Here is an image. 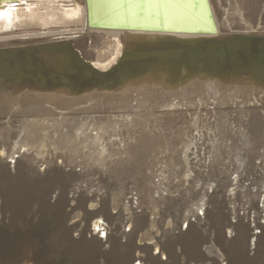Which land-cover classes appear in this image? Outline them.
Returning a JSON list of instances; mask_svg holds the SVG:
<instances>
[{
	"label": "bare ground",
	"instance_id": "1",
	"mask_svg": "<svg viewBox=\"0 0 264 264\" xmlns=\"http://www.w3.org/2000/svg\"><path fill=\"white\" fill-rule=\"evenodd\" d=\"M20 1L30 2L24 6L11 7L6 4L4 8H0L2 44L26 39L70 37L86 59L98 68L106 69L119 54V38L149 35L142 32L87 28L83 0ZM209 2L218 35L235 30L244 34L264 35V0ZM252 29L255 31H251ZM84 33L91 36L86 37ZM99 41L100 44L91 52L90 49ZM196 79L187 81L182 86L179 76L168 86V82L162 80L143 81L140 84L136 80L131 82H135V85L130 86L139 84L143 91L137 95L135 102L132 101L133 105H130L131 102L120 101L119 106L110 108L109 100L120 95L110 91L103 95L108 99L106 104H77L71 117L65 121H55V117L44 116L43 111L34 108L19 111L20 115L13 113L21 98L7 92L5 101H0V119H10L4 129L0 128V264H30V261L31 264H264V226L251 218L250 222L260 228L259 234L254 235V228L243 221L249 219L248 210L259 213L261 208H258V202L251 201L258 193L253 194L256 196L254 199L248 200V206L245 207L247 213L238 215L236 212V215V208L227 206L235 197L227 195L226 192L231 182H240L237 177L221 183L217 181L214 187L216 189L211 185L203 188L207 185L206 179H200L204 181L201 184L192 182L194 179L189 180L188 177L193 175L191 176V166L187 158L190 140H186V132L175 135L174 140L170 138L171 141L167 142L166 136L169 133L160 131L164 122H156V117H144L142 120L124 117L110 119L106 113L108 116L84 118L89 113L102 115L108 107L109 110L117 109L120 113H127L125 111L133 108L152 110L156 105L171 108L164 111V117H160L165 122H171L172 118L168 114L176 113L174 110L178 111L177 106L183 107L193 100L196 116L189 125L197 132L201 106L211 104L210 99L222 105L232 96L248 97L251 93L252 97L256 94L259 98L263 94L262 90H256L255 86H252L245 91L238 90L240 93H234V90L229 95L226 93L230 88H220L208 82L198 83ZM250 80L255 81L257 86L261 81L254 74ZM149 89H153L150 94ZM217 94L221 97L217 98ZM86 98L96 101L90 94ZM241 101L243 102V99ZM239 109L240 112L236 110L232 117L236 128L228 129L227 135L230 138L227 135L223 138L224 143L228 141L225 148L230 151L231 157L235 156L241 166L251 164L255 159L264 163V159H260L252 150L250 154L253 155H237L239 150L245 149V143L239 140L235 142L232 137L253 139L263 127L264 110L253 114L245 107ZM186 112L187 108L184 113ZM210 112L214 113L213 110ZM149 113L153 114L152 111ZM21 115L32 119L23 120ZM221 118L222 116L215 125L213 121L214 135H218L222 128L226 130L220 124ZM151 121L154 122L151 126L155 131L149 129L148 123ZM135 125L145 129L134 133L135 136L130 142L116 144L109 140L111 136L124 135L125 131H121V127ZM93 131L95 132L92 133ZM50 133L53 134L50 136ZM169 136L172 137V133ZM247 142L250 146L251 141ZM178 144L180 147L174 149ZM263 149L260 153L264 152ZM172 150L173 154H169ZM218 151L216 152L219 153ZM162 153L166 155V160L160 169L161 172L164 173L168 167H174L180 159L182 166L169 177L181 175L183 179L180 182L187 185L191 183V187L184 183V187L177 190L176 195H171L170 190L172 189V193L176 192L173 189H177L179 184L173 183L172 180H163L162 175L157 173L151 175L156 169L147 161H158L160 157H164ZM115 155L122 156L110 159ZM206 159L207 164H210V159ZM225 177H228V173ZM250 182L252 186L256 179L253 178ZM260 184L258 186H261ZM193 185L196 188L189 194L187 190L192 189ZM91 187L95 189L92 190ZM248 191L245 190L249 195ZM187 196L191 199L205 196L206 199H202V203L195 202V207L188 212L185 199ZM46 197L50 200H46ZM94 199L95 204H91ZM258 201L264 205L263 199L261 201L259 198ZM204 205V213L196 212ZM78 210L81 211L79 220L69 223ZM173 213L177 220L174 221V218L172 223L166 221ZM154 214L159 215L158 221L163 225H160L162 229L160 228L156 237H152L148 230L149 227L155 230L157 228L158 221L150 217ZM230 215L232 219H236L235 222L229 220ZM191 216L194 222L187 221L183 232L181 226ZM97 217L106 221V232L99 229L102 225L101 219L93 221ZM129 223V230H124ZM224 228L230 230L224 231ZM230 231L234 232L233 235ZM101 232L102 237L98 236ZM183 233L186 236H183ZM228 234L229 237L226 236ZM251 236L256 239L253 248V244H248ZM248 251L253 252L252 257L247 255Z\"/></svg>",
	"mask_w": 264,
	"mask_h": 264
},
{
	"label": "water",
	"instance_id": "2",
	"mask_svg": "<svg viewBox=\"0 0 264 264\" xmlns=\"http://www.w3.org/2000/svg\"><path fill=\"white\" fill-rule=\"evenodd\" d=\"M83 1L87 28L149 35L119 38V54L106 69L86 59L70 37L0 43V101H5L7 92L21 98L13 113L34 108L65 121L77 104H106V92L120 93L108 102L115 108L120 101L135 102L143 81L162 80L168 86L177 76L181 86L197 78L198 83L225 89L233 85L234 90L245 91L255 86L264 96V35L237 30L218 35L209 0ZM27 2L0 0V8ZM253 74L261 80L258 86L250 80ZM136 80L139 84L131 87ZM89 94L96 101L86 98ZM9 122L4 117L0 125L5 128ZM255 242V236L249 237L252 248Z\"/></svg>",
	"mask_w": 264,
	"mask_h": 264
},
{
	"label": "rangeland",
	"instance_id": "3",
	"mask_svg": "<svg viewBox=\"0 0 264 264\" xmlns=\"http://www.w3.org/2000/svg\"><path fill=\"white\" fill-rule=\"evenodd\" d=\"M88 33H90V32H88ZM84 35L86 37L89 36L86 33H84ZM100 42L101 41H99L96 44V46H94L92 49H90V51L91 52L94 51L95 50V47H97L100 44ZM232 91H234L233 85H232V88L229 89V92L230 93ZM234 93H240V91L236 90V91H234ZM226 94H228V92ZM249 94H250V96L248 95V97L246 95H240L241 98L243 99V102L241 101V98L229 97V98H227L226 103H224L222 105L213 102L211 99L209 100V102H211V104H207V105L206 104H202V106H201L202 109L200 110L201 112H199L198 119H197V125H198V127H197L198 131L197 132L193 131L191 129L190 125H189L190 122H192V120L196 116V107L194 106V103H192L193 100L192 101H189L190 103L187 102V104L185 106H183V107H180V105L177 106L178 111L174 110V112H176V113H173V112L169 113L168 112L169 113L168 115H170L171 118L173 119V121L171 119V122L170 121L169 122H165L164 119H161L160 118V117H164V115H166L165 112L168 111V110H171V108H167V107H156V105H154V107L152 108V110H149V108L144 109V110H140V109L133 108V109H130L129 111H125L127 113H123V112L120 113L119 112L120 110H117V109H115V110L113 109L114 111L113 110H109L111 107L110 108L108 107L107 110L105 111V113H103L102 115H101V113H98V114L97 113H92L91 115L89 113L86 117L84 116V118L85 119H89L91 116H97V115H100V116H108L109 115L110 116V119H112V118L121 119L122 117H124V118H139L140 120H142V119H145L146 117H147L146 119H151V118L156 117V122H160V121H163L164 122L160 131L165 132V133H169V135H170V133H172V137H170L169 135L166 136L167 142H170L171 141L170 138H172L174 140V136L175 135L177 136V135H180V134L186 132V137H187L186 140L187 141L190 140V142H189V146L190 147L187 150V155H188L187 158L189 160V165L191 166V168H189L192 171L191 172V176L193 175L192 177H188L189 180L190 179H194V181H192V182H194L196 184V181H197V183H200L201 184L204 181H200V179H206L207 181H205V183H207V185L203 186V188H206L208 185L209 186L211 185L212 188H214L215 185H216V183H218L217 181H219V183H221V182H225L228 179L229 180H232V179H234V177H237V179L240 182H237L235 184H234V182L233 183L231 182V184H230L231 186H228L227 187V192H226L227 195H233L235 197L232 202H230L229 204H227V206L229 208H231V206L234 207V209L236 208L235 209V213L236 212L239 213V214L236 213V215L237 214L238 215H243L244 213H247V211L245 210V207L248 206L247 205L248 204V200H250V198L251 199H254L256 197V196H253L254 193H258V196H257L258 199L256 197L254 200H251L252 202H254L256 200L259 203V201H258L259 198H260L261 201H262V199L264 201V198H263L264 197V187H263V185H264V168H262L264 166V163L263 162H259L258 159H255L254 162L251 161L253 163H251V164L248 163L247 165L241 166L240 163L238 162V160H235V156L232 155L233 157H231L230 151L228 152L226 150L225 146H226V144H228L227 143L228 141H225V143H224L223 138H224V136L227 135L228 129H235L236 128L234 126V124L232 123V121H233L232 120V117L235 115L236 110L240 112V109L239 108H244L245 107L247 109H250V112L253 113V114H255L254 112H260V111L264 110V96L262 98L261 97L257 98L256 97L257 96L256 94L253 97H252L251 93H249ZM216 97L217 98H220L221 95L220 94H217ZM254 98H255V100H254ZM186 101H184V102H186ZM182 102H183V100H182ZM203 102L205 103V101H203ZM131 104L133 105L134 103L131 102L130 105ZM170 105H172V103ZM214 107H215V109L217 108L219 110L216 109L217 110L216 111L214 109ZM185 108L188 109V112H186V113H184ZM189 110H194V112L193 111H189ZM211 110H213L214 113L213 112H212V114H211V112L209 113V111H211ZM117 111H118V113H117ZM138 111H141V113L138 112ZM143 111H144V113H143ZM149 111L150 112L152 111L153 114L150 115ZM162 111L163 112L165 111V112L162 113ZM106 113H108V115ZM110 114H112V115H110ZM221 116H222V118L220 120L221 121L220 124H222V126L225 127L226 130H224V128H222V131L220 130L221 132H219L218 135H214L213 134V132H214V130H213L214 129V125H215L216 122H218V120H219V118ZM73 117L76 118L77 116L76 115H73ZM243 119H245V117ZM2 121H3V119H0V122H2ZM213 121H214V125H213ZM153 124H154L153 121H151V122L148 123L149 129H154L153 126H151ZM262 125H263V127L261 126L262 129L259 130V132L257 131L256 136L253 137V139H251V140L250 139L248 140V139H246L244 137H241L239 139V138H236V137L232 136L235 142L239 140V141H242L243 144L245 143L244 144L245 149L244 150H239L237 152V155H244V153L246 155L247 154L248 155H253V154H250V150H252L254 153L256 152V154L259 155V158L260 159H264V152L263 153H260L261 150L264 148V119L262 121ZM0 128H4V125H0ZM144 129L145 128L142 127V126H140V125H135L134 127H128V128L121 127L120 130L121 131L122 130L125 131V133H123L124 135H121L120 137L119 136H111V137H109V140L111 142H113V141L116 142V144L117 143H119V144L128 143V142H130L132 140V137L135 136L134 133L142 132V130H144ZM49 131H51V130L49 129ZM154 131H155V129H154ZM94 132L95 131H93L92 133H94ZM206 133H209L210 135H206ZM52 134L53 133H50L49 135L51 136ZM131 134H134V135H131ZM227 137L230 138V136H228V135H227ZM243 139H244V141H243ZM247 141H251V145L250 146L248 145L249 143ZM178 147H180L179 144L176 145V146H174V149H176ZM217 147H219V148H217ZM252 147H253V149H251ZM218 149H219V151H218ZM173 151L174 150H172L169 154H173ZM216 151H218L219 153H217ZM231 153H233V152H231ZM258 153H260V154H258ZM156 155H158V153H156ZM162 155H164V153H162ZM120 156H122V155L111 156L110 159H115V158L120 157ZM148 157H150V155H148ZM148 157H146V159H148ZM207 157L210 159V164L209 163L207 164V162H208V160L206 159ZM165 160H166V155H164V157H160V159H158V161H147V162H149V164L152 163V166L156 169L154 172H152V174H151L152 176H153L154 173H157V174L162 175L161 179H163V180H166V179L167 180H172L173 183L175 182V183H178L179 184V186H180V187L178 186L179 188L177 187V189L176 188L173 189L176 192L173 191L174 193H172V191H171L172 189L170 190V194L171 195H176L178 193L177 190H181L184 187L183 184L185 182L184 183L183 182H180V180L183 179V176L178 175V174L174 178L173 177L170 178L169 176H172L171 173H174L177 169H180L179 167L182 166L181 165V160L179 159V161L176 163V165L174 167H171V168L168 167V169H166L164 171V173H163V172H161L160 169L163 168V166H164L163 164H164V161ZM257 163H259L258 166H256V165L254 166V164H257ZM232 168H234V169H232ZM227 173H228V177H225ZM246 173H248V174H246ZM253 178L256 179V182H254L255 184H253L251 186L250 185L251 184L250 180L253 179ZM259 178H260V180H259ZM219 179H221V180H219ZM259 184L261 186H258ZM170 185H171V183H170ZM185 185L188 186V187H191V183H189L188 185H187V183H185ZM74 186H72L73 187L72 188L73 190H74ZM195 188L196 187L193 185L192 189L190 188V190H187V191L189 192V194H192L193 193V190ZM91 189L94 190L95 187H91ZM214 189H216V188H214ZM245 190L246 191L249 190L248 191L249 195L247 194V192H245ZM209 191L211 192V189H209ZM163 193H165V192L163 191ZM238 194H240V195L238 196ZM252 196H253V198H252ZM127 197H129V196H127ZM218 198H219V196H217V199ZM237 198H239V199H237ZM45 199L46 200H50L49 197H46ZM185 199L187 201L186 206H187V209H188V212H189V211H191L195 207V205H196V204H194L195 202L196 203H202L201 202L202 199H206V197L205 196H198V197H194L193 199H191V198H188V196H187V197H185ZM188 200L190 201V203H189ZM256 201H255V203H257ZM95 202H96V200L94 199L90 203L91 204L92 203L95 204ZM258 203H257L258 208H261V209H259V213L254 212L252 209L251 210H248L247 217L249 219L246 218V219L243 220L245 224H249V226L251 228H254L253 229V232H257L258 230H260V228L255 227L254 226V222H250V220H252L251 218H253V220H256V222L259 223L260 225H263L264 226V209H263L264 208V205H262L261 203H259V204ZM215 205H217V204H215ZM227 206H226V208H228ZM205 207H206V205H204L203 207L197 209L196 212H198L200 214L201 213H204V208ZM114 212H115V210H114ZM75 215H77V216H75ZM75 215H74L75 217L73 216L72 219L69 221V223L78 221L79 218H80V215H81V211H79V210L76 211L75 212ZM173 215H175V213H173L171 215L172 216V219H171V216H170V217H168L166 219V221H169L171 223L174 222V221H176L177 220V218H176L177 216L175 215L176 216L175 217ZM150 217L153 218V219H155L156 221H158V219H159L158 218L159 217L158 214H154V215H152ZM231 217L232 216L230 215L229 216V220L230 221L232 220ZM174 218H175V220L173 221ZM98 219H101L100 224H102V225H100L99 229L101 231H103V232H106V229H105V227L107 226L106 223H105L106 221L102 220V217H97L93 221H96ZM188 219L186 220V222H183V224L181 226L183 232L185 231L187 221H191V222L193 221L194 222V218L192 216L189 217ZM248 222H250V223H248ZM158 223H160V222L158 221L157 224ZM252 223H253V225H252ZM157 224H156V227H157L156 230L153 229V228H151V227L148 228V230H150L149 232L151 233V236L152 237H156L158 235V232H160V230L162 229L161 227L163 225L161 223L159 225H157ZM129 225H130V223L127 224L124 227V230L128 231L129 230V227H130ZM160 225H161V227H160ZM227 229H229V228H227ZM225 230H226V228H224V231ZM72 234L74 235V233H72ZM98 236L102 237V232L99 233ZM183 236H186V234L183 233ZM249 252H251V254H249ZM247 255L249 257H252L253 252L252 251H248L247 252ZM139 261H141V260H139ZM29 263L31 264V261Z\"/></svg>",
	"mask_w": 264,
	"mask_h": 264
}]
</instances>
